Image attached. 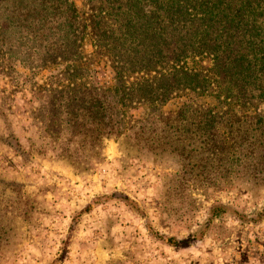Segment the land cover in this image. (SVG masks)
<instances>
[{"label": "trees", "instance_id": "16d2710c", "mask_svg": "<svg viewBox=\"0 0 264 264\" xmlns=\"http://www.w3.org/2000/svg\"><path fill=\"white\" fill-rule=\"evenodd\" d=\"M2 9L7 125L48 137L56 157L76 167L126 134L217 150L214 134L242 116L257 121L249 141L264 138V0H12ZM235 153L214 157L225 168Z\"/></svg>", "mask_w": 264, "mask_h": 264}, {"label": "rangeland", "instance_id": "374dc122", "mask_svg": "<svg viewBox=\"0 0 264 264\" xmlns=\"http://www.w3.org/2000/svg\"><path fill=\"white\" fill-rule=\"evenodd\" d=\"M16 97L15 121L27 93ZM2 109L0 264H264V138L249 141L254 119L222 124L213 154L126 134L105 139L96 162L76 167L56 157L48 137L8 126ZM234 148L223 168L214 156Z\"/></svg>", "mask_w": 264, "mask_h": 264}]
</instances>
